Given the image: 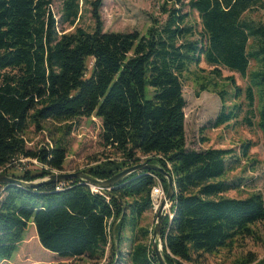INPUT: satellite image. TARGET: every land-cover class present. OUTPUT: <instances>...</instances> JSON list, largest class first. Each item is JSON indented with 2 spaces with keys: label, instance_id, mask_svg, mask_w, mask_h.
Masks as SVG:
<instances>
[{
  "label": "trees",
  "instance_id": "16d2710c",
  "mask_svg": "<svg viewBox=\"0 0 264 264\" xmlns=\"http://www.w3.org/2000/svg\"><path fill=\"white\" fill-rule=\"evenodd\" d=\"M169 1L170 6H161L164 20L154 21L143 35L104 32L102 0H61L57 18L52 0H0V174L8 176L20 159H34L41 168L12 178L33 182L62 173L63 138L30 150L25 132L31 126L42 131L52 122L64 124L68 135L74 120L99 119L102 143L119 158L81 172L108 180L139 164L138 155L168 172L174 184L172 219L161 223V255L165 264H188L227 248L264 221L259 194L224 195L240 186L224 180L232 170L230 159L239 162L233 150L187 148L182 82L183 74L202 61L215 68L214 74L224 68L247 77L243 121L251 127L256 119L264 148V28L243 19L264 2ZM81 4L90 7L91 31L77 26ZM194 13L198 25L189 20ZM251 62L257 69L248 73ZM218 95L222 105L213 128L237 121L243 106L228 107L224 92ZM240 96L236 89L231 98ZM250 147H240L245 159ZM156 179L166 192V179L148 170L97 191L79 179L31 189L0 185V263L13 257L32 224L40 246L60 258L99 261L108 248V264H159L151 243L154 228L140 225L151 211Z\"/></svg>",
  "mask_w": 264,
  "mask_h": 264
},
{
  "label": "rangeland",
  "instance_id": "374dc122",
  "mask_svg": "<svg viewBox=\"0 0 264 264\" xmlns=\"http://www.w3.org/2000/svg\"><path fill=\"white\" fill-rule=\"evenodd\" d=\"M264 2V0H263ZM169 0H102L100 16L103 31L107 33H131L139 32L145 35L154 21H162L165 16L161 14V6ZM61 0H52L51 11L58 17ZM81 17L77 26L91 31L93 20L90 14V7L81 4ZM187 10L183 9V12ZM243 19L252 22L255 26L264 28V7H254L243 15ZM190 22L198 25L199 20L196 13L190 16ZM73 28H67L66 32ZM251 41L249 42L250 45ZM214 67L208 66L202 61L198 66L190 67L183 74V97L186 105L184 112V132L187 148L194 150L223 149L233 150L236 154V163L230 159L229 170L224 180L239 182L236 190H230L224 195L230 198H246L253 194H259L264 200V148L260 132L256 128V119H252L251 127L244 124L245 100L243 90L247 86L248 78L241 77L238 73L230 72L224 68H217L218 73L214 74ZM254 62L249 65L248 73L256 70ZM232 79V82H230ZM204 86L205 90L201 89ZM238 89L241 96L232 100L231 96ZM226 95V106L242 104L237 121L228 126L213 128L212 123L221 109L219 92ZM255 109L258 108V100L255 101ZM69 124V123H68ZM64 124L45 122L42 131H36L29 127L25 132L26 147L36 150L40 146L50 145L52 140L63 138L67 148V154L62 173H73L95 165L99 161L108 158H119V155L112 149L105 147L100 139L101 122L94 117L80 118L71 122L70 134H64ZM251 145L248 158L241 155V145ZM140 163L146 158L138 155ZM234 162V163H233ZM233 163V164H231ZM41 166L32 161L14 162L12 169L7 175H17L29 171L36 173ZM3 192L0 188V200ZM169 203V202H168ZM152 212V210H151ZM155 214L141 219L142 227L154 228ZM249 233L240 236L227 248L207 255L200 254L194 257L188 264H246L250 259L256 264L264 259V221L258 222L249 227ZM152 237V236H151ZM110 255L108 248L105 256L99 261L81 259H64L44 250L36 237L35 229L30 224L24 232V240L18 246L16 253L8 261L0 264H108ZM248 264V263H247Z\"/></svg>",
  "mask_w": 264,
  "mask_h": 264
},
{
  "label": "water",
  "instance_id": "95a60500",
  "mask_svg": "<svg viewBox=\"0 0 264 264\" xmlns=\"http://www.w3.org/2000/svg\"><path fill=\"white\" fill-rule=\"evenodd\" d=\"M151 159H147L146 161L139 163L137 165L131 166L129 168H126L125 170L121 171L120 173L116 174L112 178L108 180H97L94 178L89 177L88 175L82 173L81 171L73 172V173H59V174H53L46 179H43L41 181H33V182H24L22 180H18L9 176H5L3 174H0V185H14L16 187H23L25 189H31L37 187L40 183H48V182H64L71 179H79L83 181L87 185H91L97 189H108L112 185H114L116 182H118L123 177L136 172V171H142V170H148V171H154L162 175L166 181H167V190L165 192V197L162 200L158 211L155 214V221H154V231L152 233L151 237V243L152 248L155 252V256L158 260L159 264H165L164 259L161 255L162 245L160 240V227L162 220L164 219L163 212L165 209L166 202H170L174 193V184L173 179L171 175L166 172L162 167H159L157 165H153L150 163Z\"/></svg>",
  "mask_w": 264,
  "mask_h": 264
},
{
  "label": "built area",
  "instance_id": "2783aa9c",
  "mask_svg": "<svg viewBox=\"0 0 264 264\" xmlns=\"http://www.w3.org/2000/svg\"><path fill=\"white\" fill-rule=\"evenodd\" d=\"M27 160L32 161L33 163H37V161L34 159H20L19 162L21 163V162H24ZM54 173L57 174V172H54ZM63 186H64L63 183H61L58 185V187L56 189L59 190ZM90 188L92 191H97V188H95L93 186H90ZM158 194H160L161 196ZM164 197H165V192L163 190L162 184L158 179H156L155 185L153 186L151 193H150L151 210L154 214H156V212L158 211V208H159L162 200L164 199ZM170 208H171L170 202L169 203L166 202L165 209L163 212V216H164V218H168L169 220L172 219V214H171Z\"/></svg>",
  "mask_w": 264,
  "mask_h": 264
},
{
  "label": "crops",
  "instance_id": "0c3cea01",
  "mask_svg": "<svg viewBox=\"0 0 264 264\" xmlns=\"http://www.w3.org/2000/svg\"><path fill=\"white\" fill-rule=\"evenodd\" d=\"M150 214H152V212H151V211H148V212H146V213L143 215V217L149 216ZM143 217H142V218H143Z\"/></svg>",
  "mask_w": 264,
  "mask_h": 264
},
{
  "label": "bare ground",
  "instance_id": "6f19581e",
  "mask_svg": "<svg viewBox=\"0 0 264 264\" xmlns=\"http://www.w3.org/2000/svg\"><path fill=\"white\" fill-rule=\"evenodd\" d=\"M158 195H160V194H158ZM161 196V195H160Z\"/></svg>",
  "mask_w": 264,
  "mask_h": 264
}]
</instances>
